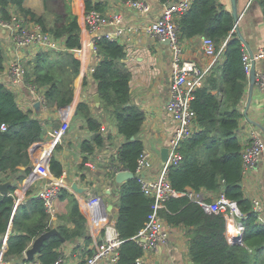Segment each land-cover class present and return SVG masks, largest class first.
<instances>
[{"label":"trees","instance_id":"16d2710c","mask_svg":"<svg viewBox=\"0 0 264 264\" xmlns=\"http://www.w3.org/2000/svg\"><path fill=\"white\" fill-rule=\"evenodd\" d=\"M62 1L64 11L56 13V20L50 24L46 15L27 8L25 0H0L1 20L10 21L14 8L18 16L40 24L55 39L63 40L64 48L39 50L26 63V83L44 89L46 105L57 109L73 102L75 80L81 72V61L74 53L82 47L81 27L72 10V0ZM259 2L264 10V0ZM85 5L87 12L92 9L104 11L101 2L85 0ZM177 22L181 41L197 36L210 38L218 51L225 44L221 53L225 60L213 66L203 86L194 92L192 106L197 115V129L182 142V159L170 166L168 179L172 188L180 193H188L189 190L197 193L208 191L218 196L224 193L236 201L243 213V241L229 242L225 216L205 211L188 195L171 197L161 215L170 226L187 229L193 264H264V224L258 222L252 200L245 195L242 186L244 146L237 130L243 116L241 105L249 79L242 60L244 45L235 31L234 15L219 0H192L189 10L178 17ZM95 44L98 61L92 77L101 97L100 110L125 138L119 150V164H113L115 169L135 173L138 159L145 149L139 137L145 113L132 102V73L125 63L126 45L106 37L97 38ZM4 69L5 51L0 42V74ZM86 85L87 78L84 79ZM77 115L85 121L91 133L82 142L84 156L80 167L83 168L90 156L105 145L106 137L101 130L103 118L93 112L91 101H81ZM2 125H6V130H2ZM44 136L42 121L34 117L32 111L21 108L15 92L0 82V174L5 176L0 182L15 181L9 195L0 193V237L3 238L11 229L4 254L7 262L54 264L62 255L60 249L65 242L84 239L86 246L92 243L79 201L66 188L61 189L59 201H67L68 207L58 216L57 225L32 189L28 190L25 200L17 204L19 184L33 169L29 150L33 144L43 141ZM46 148L50 150V147ZM50 170L58 178L63 175L64 166L55 156L51 158ZM115 171L111 167L107 176L119 188L116 226L124 240L116 264H137L144 251L134 237L146 225L154 200L143 192L136 176L119 184L115 181ZM207 200L212 201L210 198ZM53 227L58 228L61 237H50L34 259H27L25 252L35 239ZM92 253L91 249L86 251L88 255Z\"/></svg>","mask_w":264,"mask_h":264},{"label":"crops","instance_id":"0c3cea01","mask_svg":"<svg viewBox=\"0 0 264 264\" xmlns=\"http://www.w3.org/2000/svg\"><path fill=\"white\" fill-rule=\"evenodd\" d=\"M50 0H48L49 2ZM101 2L103 13L106 15L115 12H121L125 15L128 24H134L140 28L138 32L132 33L129 36L121 39L120 43L126 45L127 58L125 63L132 73L130 81L132 102L138 105L145 113V121L140 132V139L145 144V149L153 155V168L148 170L146 174L155 178L161 171L163 166L162 150L167 147L171 137V128L166 114V106L170 99V88L172 81V50L170 45L165 44L157 38L147 35L142 30V26L151 21H155L162 15L163 1L147 0L150 5V10L147 14H141L134 10L126 9L123 6L122 0H93ZM173 2L179 0H171ZM233 14L232 0H219ZM236 7L239 13V29L246 40L251 51L256 52L259 47L264 46V10L259 0H235ZM25 6L32 9L39 15H46L47 2L46 0H25ZM72 10L78 16L79 25L81 27V52H74L75 56L81 61L82 75L80 84L79 76L75 80V94L73 102L63 108L33 106L36 95L28 88L27 84L20 85L19 88L13 90L17 96L19 106L24 110L32 111L34 117L40 119L45 128L44 140L39 142L41 148H38L33 156L30 157L31 163L34 166L39 161L38 157L41 154L43 147H48L51 138V132L58 129L65 114L71 118L70 128L66 135L58 143V148L52 152V156L57 157L64 166L65 188L72 193L79 201L81 194L78 195L72 190L74 182L80 188H89L90 191L84 193L83 196H88L94 193L105 194L104 198L108 203V209L112 210L114 218H118L119 208L117 206L118 197L115 193L108 192L107 188L114 191H119L107 173L110 172L111 166L108 164L99 165L96 170H91L88 166L81 168L83 163L82 142L91 136L87 129L85 121L77 115L78 104L83 101H91L93 112L103 118V125L106 127V132L103 133L106 137L105 145L97 149L90 156L89 160L96 158L97 154L103 153L106 158L119 155V150L125 142L124 136L119 134L117 127L108 120L107 116L100 110V107L94 100L97 91V82L92 77L93 68L96 65L98 58L96 53L91 49L90 41L92 36L86 31L83 24L84 14L86 12L85 0H72ZM51 10L58 11V4L53 0L52 5H49ZM81 9V10H80ZM80 10V11H79ZM13 17H19L16 10L12 8ZM1 21V18H0ZM48 21L50 24L53 20ZM106 30L102 29L99 33L103 34ZM205 37L197 36L190 39L182 40V45L185 52V58L196 61L199 66L207 73L210 72L217 62L223 63L225 55L207 56L203 50V39ZM0 42L5 51V69L0 74V82L8 86L7 68L15 59L24 58L28 60L33 57L36 51L33 48H20L16 43L11 41L8 32L0 25ZM244 44V43H243ZM61 47L64 48L63 40H60ZM85 64V66H84ZM256 70L264 72V60L255 62ZM84 67V68H83ZM84 70V71H83ZM87 78L88 85L84 86V79ZM101 106V105H100ZM243 116L240 121L237 135L245 147L249 143V133L256 130L264 139V93L254 85L252 93H250V79L247 86L246 95L241 105ZM50 147V146H49ZM117 158L116 156L114 159ZM113 159V157H112ZM113 159V160H114ZM116 160V159H115ZM119 164L118 160L115 161ZM5 178L0 174V179ZM116 181V180H115ZM15 183V181L13 180ZM20 183V190L23 187ZM46 181L43 179L35 180L30 189L35 195L44 188ZM245 195L250 199L259 196L264 203V154L256 168L251 171L242 181ZM28 187V188H29ZM29 189H27L28 192ZM22 191V190H21ZM27 192H23V197L27 196ZM203 194L212 200L218 197L217 194L203 191ZM67 201L57 202L58 216L67 211ZM59 222L58 218L55 224ZM11 232V229H10ZM10 232L3 238L0 237V250L8 248V239ZM187 229L184 227L170 226V240L165 246L159 248L157 252H147L146 260L150 264H193L189 255V246L187 238ZM87 234L91 237L92 243L89 246L85 245L84 239H79L77 242H65L60 251L64 256L63 264H84L88 254L86 251L94 247V241L97 239L93 236L89 226ZM6 239V244H4ZM102 264H108L103 262Z\"/></svg>","mask_w":264,"mask_h":264},{"label":"built area","instance_id":"2783aa9c","mask_svg":"<svg viewBox=\"0 0 264 264\" xmlns=\"http://www.w3.org/2000/svg\"><path fill=\"white\" fill-rule=\"evenodd\" d=\"M160 1H163L161 17L143 25L142 30L147 35L160 41H170L169 45L172 50V81L166 114L172 133L167 145L169 157L163 163L160 173L155 178L146 174L148 170H152L153 168V155L150 151L144 149L137 162L135 176L138 178L143 192L154 200L152 212L148 217L146 225L134 237V240L144 251L143 255L137 259V264H150L146 260L145 254L147 252H157L159 248L169 243L170 225L162 217L161 211L167 208L166 204L171 197L188 195L191 200L201 205L205 211L216 214L222 213L226 218L229 242H242L245 233V226L241 221L243 213L236 201L229 199L224 193H221L210 202L203 192L197 193L189 190L188 193H180L173 189L169 182L168 171L170 166L178 164L182 159L180 152L182 142L196 132L197 115L193 109L192 102L195 98L194 92L203 86L207 72L196 61L185 58L180 38V27L177 18L189 10L192 0H179L176 2L171 0ZM123 6L126 9L134 10L143 15L147 14L150 10L147 0H127L123 2ZM83 24L86 31L92 36L90 45L91 49L92 45H94L92 49L94 53L97 52L95 44L97 38L106 37L110 41L120 42L124 37L140 30L136 25L128 24L125 15L121 12L106 15L97 9L85 12ZM0 25L8 32L11 41H14L18 47L35 49L34 55L39 50H60L63 48L60 45V40L55 39L49 32H45L40 24L28 21L20 16L13 17L10 21L1 20ZM102 29L106 31L100 34L99 32ZM224 46L225 44L218 51L212 39H203V50L207 56L220 55ZM74 52H81V48L76 49ZM242 60L245 73L248 79H250L253 64L258 60H264V46L259 47L256 52H253L244 45ZM28 61L29 59L19 58L10 63L6 71L9 81L8 87L11 90H15L20 85L27 84L28 88L36 95L33 106L37 102H40L41 106L49 108L45 102L44 89L32 86L25 81L27 74L26 63ZM255 85L264 93V72L261 70H256ZM70 123V116L65 114L61 126L51 132L52 140L48 145V147L50 146V150H46L47 146L41 149V154L38 157L39 161L34 166L32 165V172L23 181L22 191L20 190L17 196V204H19L25 200L26 197H23V192L26 193L27 189H30L29 185L37 179L45 180L46 184L38 192L37 197L44 202L46 211L50 214L51 220L54 223L58 218L57 202L60 191L66 187L64 183V174L66 173L63 172L60 178L54 176L50 170V161L53 157V150L68 132ZM6 128V125H2V130H6ZM101 130L105 133L106 127L103 125ZM249 138V143L243 150L244 178L256 168L264 154V139L261 135L256 130H252L249 133ZM40 146L39 142L31 146L29 150L30 157L33 156L38 148H41ZM115 156L118 158L117 154L106 158L103 153H100L96 155L95 159L88 160L85 166H88L91 170H96L99 165L109 163L108 165L113 168V171L116 170V178L117 173L125 169H115L113 164L116 163L113 160ZM30 178L31 181L27 186L25 182ZM86 189V192L90 191L89 188ZM107 190L112 195L115 193L118 197V191L113 192L111 188H107ZM84 193L79 198L80 210L86 218L87 227L89 226L93 236L97 238L94 241V247L91 249L93 253L88 255L84 264H102L103 262L116 264L120 257V248L124 242L116 226L117 219L114 218L112 210L108 209V203L104 198L105 194L94 193L85 197L83 196ZM77 194L80 195L79 193ZM251 200L258 222L264 224L263 200L259 196L253 197ZM4 244H6V239H4ZM4 249L5 247H2L0 250V264H17L5 261L4 254L6 250ZM63 263L64 256L62 254L54 264ZM23 264L41 263L31 262Z\"/></svg>","mask_w":264,"mask_h":264},{"label":"water","instance_id":"95a60500","mask_svg":"<svg viewBox=\"0 0 264 264\" xmlns=\"http://www.w3.org/2000/svg\"><path fill=\"white\" fill-rule=\"evenodd\" d=\"M232 2H233V15H234L235 22H236L235 31L238 33V35L241 38V40L244 43V45L248 47V44H247L246 40L243 38V36H242V34L240 32V29H239V13H238V10H237V7H236V2H235V0H232ZM164 43L169 45L170 41L169 40H165ZM93 48H94V45H92V49ZM248 49H249V47H248ZM255 81H256V65L254 63L253 64L252 73H251V76H250V93H252L253 87L255 85ZM94 100L97 103V105L100 107V105H101V97H100L99 93L95 94ZM40 106H41L40 102H37L35 104L36 108H40ZM262 128L264 130V127H262ZM168 157H169V150H168V147H165L162 150L163 161L166 162ZM134 177H135V173L134 172H131L129 170H123V171H120V172L117 173L115 180H116L117 183L122 184V183H124L127 180L133 179ZM30 181H31V178L25 182L27 186L29 185ZM13 184H14L13 180H8V181H5V182H1L0 183V193L4 194V195H9L11 193V186H13ZM72 188H73V190L75 192H77L79 194H82L85 191H87V189L80 188L77 185L76 182H74L72 184ZM110 208H112V206H110L109 209ZM52 236L61 237V233L58 230V228L53 227L51 230L43 233L38 238H36L35 241L33 242V244L31 245V247L25 252L26 258L29 259V260L34 259L35 256L41 251V248H42L44 242L46 240H48L50 237H52ZM62 240H64V238H62Z\"/></svg>","mask_w":264,"mask_h":264},{"label":"rangeland","instance_id":"374dc122","mask_svg":"<svg viewBox=\"0 0 264 264\" xmlns=\"http://www.w3.org/2000/svg\"><path fill=\"white\" fill-rule=\"evenodd\" d=\"M53 0H50L46 7V10L48 12V18L49 20H53V22L56 20V13H61L64 11V5H63V1L62 0H56L57 4H58V11H53L51 10V8L49 7V5H52ZM75 86V85H74Z\"/></svg>","mask_w":264,"mask_h":264},{"label":"bare ground","instance_id":"6f19581e","mask_svg":"<svg viewBox=\"0 0 264 264\" xmlns=\"http://www.w3.org/2000/svg\"><path fill=\"white\" fill-rule=\"evenodd\" d=\"M84 68V67H83Z\"/></svg>","mask_w":264,"mask_h":264}]
</instances>
